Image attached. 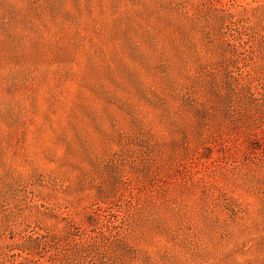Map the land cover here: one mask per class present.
I'll return each mask as SVG.
<instances>
[{
  "label": "rangeland",
  "instance_id": "374dc122",
  "mask_svg": "<svg viewBox=\"0 0 264 264\" xmlns=\"http://www.w3.org/2000/svg\"><path fill=\"white\" fill-rule=\"evenodd\" d=\"M0 264H264V0H0Z\"/></svg>",
  "mask_w": 264,
  "mask_h": 264
}]
</instances>
